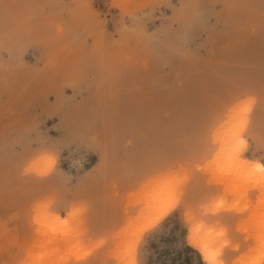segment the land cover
Wrapping results in <instances>:
<instances>
[{"label":"rangeland","instance_id":"1","mask_svg":"<svg viewBox=\"0 0 264 264\" xmlns=\"http://www.w3.org/2000/svg\"><path fill=\"white\" fill-rule=\"evenodd\" d=\"M122 59L158 61L154 95L160 123L174 131L175 155L190 156L191 168L207 169L221 190L201 200L196 187L187 205L137 238L141 224L167 202L176 204L184 178L162 176L144 192L136 215L86 240L84 227L70 224L80 208L65 218L56 210L68 187L49 174L93 165L95 156L64 132L72 121L66 97L78 86L111 83L85 77L128 68ZM237 120L245 125L234 135ZM221 128L241 142L230 136L219 142L227 138ZM204 153L213 154L201 164ZM202 223L207 237L213 230L209 239L197 228ZM258 225H264V0H0V264H169L190 245L193 227L217 264H247L264 250ZM254 262L248 264H264V257Z\"/></svg>","mask_w":264,"mask_h":264},{"label":"crops","instance_id":"2","mask_svg":"<svg viewBox=\"0 0 264 264\" xmlns=\"http://www.w3.org/2000/svg\"><path fill=\"white\" fill-rule=\"evenodd\" d=\"M121 62L129 67L89 72L85 77L111 83H104L102 88L93 84L78 86L66 97L70 98L72 121L69 132H64L72 144L95 156L93 165L76 174L64 169H54L49 174L52 181L60 177L68 187L64 204L56 206V210L65 218L71 208H80L70 224L82 225L86 240L102 238L103 233L112 232L136 215L143 208L144 192L162 176L184 178L176 186V204L164 217L187 205L196 187L201 200L207 198V192L221 190L220 184L211 183L207 169L191 168L190 156L175 155L174 131H170L169 123H160L158 94L154 95L160 73L153 70V64L158 61ZM166 69L163 75L168 74L169 67ZM187 151L190 152L189 147ZM212 154L201 155V164ZM55 184L58 186L59 182Z\"/></svg>","mask_w":264,"mask_h":264},{"label":"bare ground","instance_id":"3","mask_svg":"<svg viewBox=\"0 0 264 264\" xmlns=\"http://www.w3.org/2000/svg\"><path fill=\"white\" fill-rule=\"evenodd\" d=\"M247 114V113H246ZM245 120H246V118H245ZM227 121V120H226ZM233 121V120H232ZM237 122V124L239 125H241L242 124V122H244L243 120H241V122H239V120H237L236 121ZM246 123V122H245ZM224 124H226V123H224ZM236 124V126L237 127H234L233 128V131L231 130V129H229V128H227V126H226V128H227V130L229 131V130H231V132H233L232 134H234L235 132H236V134L237 133H239V132H237V130L240 128V125L238 126ZM229 125V124H228ZM235 125V124H234ZM243 125H245V124H242L241 125V128L243 129L244 127H243ZM225 126V125H224ZM228 127H230V126H228ZM236 128H238V129H236ZM236 129V131H234ZM242 129H239V131H242ZM226 130V129H225ZM225 130L223 129V128H221L220 129V131H222V135L220 134V132H218V134H220V136H223V137H227L228 138V140H227V138L225 139L224 138V140H220V139H216L217 141H219V142H227V141H229L230 140V137H231V140H233L236 136H233L232 134H229V136H228V134H225L226 132H225ZM226 130V131H227ZM223 131L225 132V133H223ZM230 132V133H231ZM224 134H225V136H224ZM236 134H234V135H236ZM214 135H215V133H214ZM227 135V136H226ZM239 135V134H238ZM215 136H218L217 135V133H216V135ZM237 138H239L238 140H240V136L239 137H237ZM237 138H235L236 140H237ZM239 142H241V140L239 141ZM243 142V141H242ZM222 155V154H221ZM229 156V155H228ZM230 158V156L228 157V159ZM237 158V157H236ZM243 161V165H245L246 163L244 162V161H246V160H241V161H239V162H242ZM241 164V163H240ZM239 164V165H240ZM249 164H251V162H247V164L246 165H249ZM243 165H241V168H244V166ZM258 167H260V168H262L263 166L262 165H260V164H258ZM247 167L245 166V168L243 169V171H245V169H246ZM248 169V168H247ZM246 169V171L247 172H249V169L247 170ZM242 170V169H241ZM252 171V170H251ZM36 173V172H35ZM250 173V172H249ZM180 183V182H179ZM149 196V195H148ZM166 200V199H165ZM146 202L147 203H149L147 200H146ZM153 202V201H152ZM167 202V201H166ZM218 202V201H217ZM146 203V204H147ZM155 203V202H154ZM153 203V204H154ZM168 203V205L167 204H165V207H163V208H161V206L160 207H158L157 209L159 210V208H161L158 212L156 211V215L155 214H153V218H151V216L150 215H152V213H154L155 212V210H154V212H153V210L151 211L152 213H150L149 212V214H148V212H147V215H149L150 216V220H148L146 223H144V224H141L142 226L140 227V229L137 231V238H138V236L141 234V233H143L145 230H147V229H149L150 227H152L153 225H155L160 219H162L166 214H167V212L172 208V206H173V204L171 203V204H169V202H167ZM162 205H164V204H162ZM167 205V206H166ZM158 206H159V204H158ZM147 207V206H146ZM145 207V208H146ZM147 215H145V218L147 217ZM137 219H139V218H137ZM143 220V219H142ZM128 221H130V220H128ZM141 222V221H140ZM197 222V221H196ZM200 222V221H199ZM134 223H136L135 221H134ZM258 223L260 224V222L258 221ZM127 224H129V223H127ZM203 224V223H202ZM131 225V224H130ZM135 226V225H134ZM206 227L208 228V226L206 225ZM205 226H204V224L203 225H198L197 226V228H198V230L200 231L201 230V232L203 231V229L205 230V229H207ZM135 228V227H134ZM135 229H137V227L135 228ZM256 232H258V234H260L259 232H261V231H264V225H258L257 227H256ZM209 231H212L213 232V230H211V228H210V230ZM209 231H207V232H209ZM201 232H199L201 235H199L197 232H196V229L193 227V228H190V230H189V236H188V238L190 239V241H189V244L190 245H192L200 254H201V256H202V259L206 262V263H208V264H217L216 263V261H215V259H216V255L215 256H213V253H211L209 250H208V247H207V245L205 244V242L203 241V239L201 238V236L204 234V236L206 235V239H209L210 237H211V233L212 232H210V237L208 236L207 237V235H208V233H205V231H203L202 233ZM132 233V232H131ZM221 233L223 234V231H221ZM130 234V233H129ZM133 234V236L132 237H134V235L136 236V233H132ZM187 234V235H188ZM258 234H256V235H258ZM215 235V234H214ZM128 236V235H127ZM126 236V237H127ZM131 236V235H130ZM215 236H217V235H215ZM254 237H255V235H253ZM114 238H115V235H114ZM117 238H118V236H117ZM130 239V238H129ZM128 239V241H130ZM133 240H134V238H132ZM114 240V239H113ZM119 240V239H118ZM255 240H256V238H255ZM121 241H123V240H121ZM115 242H117L116 240H115ZM120 243H123V242H120L119 241V243L118 244H120ZM130 243H133V242H130ZM227 243V242H226ZM122 246H124V245H122ZM127 246V245H126ZM126 246H124L123 248H125ZM133 247V246H132ZM219 248V247H218ZM220 250L221 249H215L214 251L216 252V251H219L220 252ZM128 251H130V250H128ZM214 251H212V252H214ZM214 252V253H215ZM113 254V253H112ZM131 251H130V258L131 259H133V254H132V256H131ZM215 254H217L218 255V252L217 253H215ZM246 256V255H245ZM244 256V258L245 259H247V257H245ZM215 257V258H214ZM249 257V256H248ZM264 257V250L262 251V253L260 254V257L258 258V259H256V260H260V259H262ZM238 258V257H237ZM117 259V258H116ZM126 259V258H125ZM245 259H243V260H245ZM118 260V259H117ZM116 260V261H117ZM124 260V259H123ZM123 260H118L117 262H119V261H121V262H123ZM238 260V259H237ZM239 260H242V259H239ZM242 260V261H243ZM256 260H253V259H250L249 261H248V259L246 260V261H248L247 262V264L249 263V262H256ZM125 261H127V260H125ZM116 262V263H117ZM132 262V261H131ZM254 262V263H255ZM124 263H126V262H124ZM128 263H130L129 262V260H128ZM121 264V263H120ZM127 264V263H126ZM256 264V263H255Z\"/></svg>","mask_w":264,"mask_h":264},{"label":"trees","instance_id":"4","mask_svg":"<svg viewBox=\"0 0 264 264\" xmlns=\"http://www.w3.org/2000/svg\"><path fill=\"white\" fill-rule=\"evenodd\" d=\"M186 254V255H182ZM190 254V255H188ZM176 258H181L179 263L176 262ZM169 264H206L199 254V252L192 246L185 244L179 252H175V255L168 258Z\"/></svg>","mask_w":264,"mask_h":264}]
</instances>
